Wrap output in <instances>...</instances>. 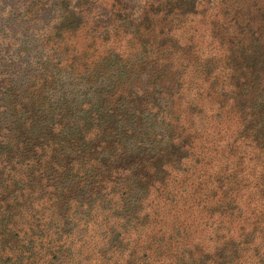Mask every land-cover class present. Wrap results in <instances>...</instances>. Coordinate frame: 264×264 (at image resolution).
I'll return each instance as SVG.
<instances>
[{"label": "trees", "instance_id": "1", "mask_svg": "<svg viewBox=\"0 0 264 264\" xmlns=\"http://www.w3.org/2000/svg\"><path fill=\"white\" fill-rule=\"evenodd\" d=\"M0 264H264V0H0Z\"/></svg>", "mask_w": 264, "mask_h": 264}]
</instances>
